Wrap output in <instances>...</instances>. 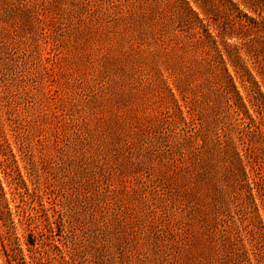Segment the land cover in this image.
Wrapping results in <instances>:
<instances>
[{"label":"rangeland","instance_id":"374dc122","mask_svg":"<svg viewBox=\"0 0 264 264\" xmlns=\"http://www.w3.org/2000/svg\"><path fill=\"white\" fill-rule=\"evenodd\" d=\"M8 261L264 264V0H0Z\"/></svg>","mask_w":264,"mask_h":264},{"label":"trees","instance_id":"16d2710c","mask_svg":"<svg viewBox=\"0 0 264 264\" xmlns=\"http://www.w3.org/2000/svg\"><path fill=\"white\" fill-rule=\"evenodd\" d=\"M6 256H8V254H6L5 257H6ZM7 263L10 264L9 261H8Z\"/></svg>","mask_w":264,"mask_h":264}]
</instances>
